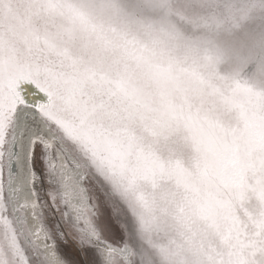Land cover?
<instances>
[{
    "label": "snow or ice",
    "instance_id": "6c2138e0",
    "mask_svg": "<svg viewBox=\"0 0 264 264\" xmlns=\"http://www.w3.org/2000/svg\"><path fill=\"white\" fill-rule=\"evenodd\" d=\"M0 264H264V0H0Z\"/></svg>",
    "mask_w": 264,
    "mask_h": 264
},
{
    "label": "bare ground",
    "instance_id": "6f19581e",
    "mask_svg": "<svg viewBox=\"0 0 264 264\" xmlns=\"http://www.w3.org/2000/svg\"><path fill=\"white\" fill-rule=\"evenodd\" d=\"M68 175H71V170H69ZM16 187L18 188V194H19V199L21 203H23L26 200L33 199L34 193H33V190L30 184L29 174L27 170L24 169L23 167H21L19 179L17 180ZM28 211L30 213L31 209H29ZM33 223L38 224L39 221H33ZM107 238L109 239V242L112 243L114 246H118L120 243V240L113 239L112 236H109Z\"/></svg>",
    "mask_w": 264,
    "mask_h": 264
},
{
    "label": "rangeland",
    "instance_id": "374dc122",
    "mask_svg": "<svg viewBox=\"0 0 264 264\" xmlns=\"http://www.w3.org/2000/svg\"><path fill=\"white\" fill-rule=\"evenodd\" d=\"M49 223L53 224L55 223V217H49ZM113 239H117L120 240V236L118 234V232H116L115 227L113 228V234L111 235Z\"/></svg>",
    "mask_w": 264,
    "mask_h": 264
}]
</instances>
